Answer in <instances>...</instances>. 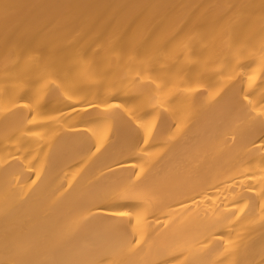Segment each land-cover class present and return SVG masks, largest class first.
Returning <instances> with one entry per match:
<instances>
[{
    "label": "bare ground",
    "instance_id": "1",
    "mask_svg": "<svg viewBox=\"0 0 264 264\" xmlns=\"http://www.w3.org/2000/svg\"><path fill=\"white\" fill-rule=\"evenodd\" d=\"M262 57L264 0H0V264H264Z\"/></svg>",
    "mask_w": 264,
    "mask_h": 264
},
{
    "label": "snow or ice",
    "instance_id": "2",
    "mask_svg": "<svg viewBox=\"0 0 264 264\" xmlns=\"http://www.w3.org/2000/svg\"><path fill=\"white\" fill-rule=\"evenodd\" d=\"M9 6L5 5V11H7V8ZM237 6L232 5L229 6V11H232L233 8H235ZM245 6L241 5L239 6L240 10L238 12H236V14L233 16V18L230 21V31L232 34V38L233 40L237 39L240 35V31L244 28V26L246 25V16L245 13L243 11ZM175 39V37H173ZM192 39L191 36L188 37V40L190 41ZM28 45L25 43V41L20 38L18 39L15 44L13 49L8 53L7 56V60L11 62L12 66H18L21 63H25V57L28 55ZM262 59H264V57H262ZM7 66V65H6ZM239 67H243V65H238ZM249 80V85L251 86L252 84L255 83L256 80V76L255 75H249L248 77ZM54 83V81H53ZM262 83H264V81H262ZM56 87H60L59 84L56 85ZM162 86L160 84H157V88H161ZM244 99L247 101L248 104L252 105L253 102L252 100L249 98L248 94L246 93L244 96ZM262 103H264V98H262ZM37 104H39V100L36 101ZM24 107H29V104H24ZM109 107H121V105L117 104V105H109ZM167 110V109H165ZM253 110H255V106L253 105ZM258 116L264 117V107H262L260 109V111L257 113ZM141 127H144L146 130V134H145V144L148 143L149 137L152 135V128L154 127V125H140ZM243 209H241L242 211ZM114 215L116 216H121V217H128L131 216L132 213L129 211H120V212H116L114 213ZM137 219L139 220V216L137 215ZM132 241H129V245H132ZM135 245L139 246L141 241L140 240H135L134 241ZM180 256H183V253H180ZM178 260V264H187L186 260H180L179 257H177Z\"/></svg>",
    "mask_w": 264,
    "mask_h": 264
}]
</instances>
